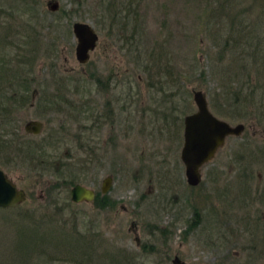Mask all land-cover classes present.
Listing matches in <instances>:
<instances>
[{
	"label": "rangeland",
	"instance_id": "374dc122",
	"mask_svg": "<svg viewBox=\"0 0 264 264\" xmlns=\"http://www.w3.org/2000/svg\"><path fill=\"white\" fill-rule=\"evenodd\" d=\"M49 1L58 9L51 11ZM127 10H136L138 17L129 21L134 19L137 25L122 32L121 17ZM40 14L46 16L41 23L46 29L41 55L31 70L19 62L24 60V48H29L26 29ZM75 21L90 23L98 34L97 46L84 64L75 57ZM0 59V100L10 105L5 97L13 91L29 97L46 81V90L53 93L55 81L67 78V96L87 101L99 96L93 91L94 76L120 71L128 129V150L118 151L126 154L127 163L110 186L109 195L116 201L113 210L70 200L73 183L92 182L100 191L109 171L102 166L96 165L93 173L85 167L79 170L57 200L55 195L49 199L46 191L56 182L53 173L35 176L25 166L14 170L0 164L27 192L19 206L0 208V264H107L111 256L114 264H173L175 255L186 264H264V205L253 200L264 187V0H0ZM23 80L29 89L18 88ZM9 81L15 86L8 87ZM195 90L206 94L214 115L232 125L243 123L245 129L226 139L202 167L200 184L191 189L185 180L167 179L174 161L176 177L182 176L178 166L183 119L196 111ZM14 111L10 115L0 111L2 140H8L11 122L20 130L40 117L38 108ZM46 118L54 126L56 114L50 112ZM78 120V128L88 124L87 112H79ZM51 125L31 138L41 143ZM48 154L56 156V149ZM78 157L87 159V152ZM219 175L220 182L212 181ZM91 176L97 180H87ZM236 192L251 196L236 201L232 197ZM184 199L203 212L204 220L194 229L183 220ZM54 200L63 209L54 210ZM34 220L40 223L38 233L46 230L47 222L63 225L74 238L93 246L85 251L92 256L50 263L45 256L20 255L22 250L12 245L27 239L21 229H32Z\"/></svg>",
	"mask_w": 264,
	"mask_h": 264
},
{
	"label": "flooded vegetation",
	"instance_id": "af4514ba",
	"mask_svg": "<svg viewBox=\"0 0 264 264\" xmlns=\"http://www.w3.org/2000/svg\"><path fill=\"white\" fill-rule=\"evenodd\" d=\"M17 72L19 73L20 70L17 69ZM68 79L69 78H67V80L55 81L53 93H49L48 90H46V81H44V87L41 86L40 91L38 88H33V90H31V96L29 97L25 96L24 92L22 95L18 96V92L13 91L12 97H5L7 100L12 101L11 105L9 103L3 104L6 100H0V111H8L9 115L10 113L16 112L17 110L14 111V109L18 108H38L40 117L38 119H31L27 123L38 121L42 124L41 131L35 134L26 129L27 123L23 125L22 129L18 130L16 128L17 126L15 127L14 123L12 125L11 122L8 130V140H2V137H0V164L11 166L14 170H18L21 166H25L28 169L27 171L35 174V176L51 172L53 173L52 178H54V180H68V182L76 179L74 175H77L79 170L88 169L90 173H93L95 166L98 165L104 167V169H109L105 177L109 176L111 180H114L116 178L115 176L121 172V169L127 163L126 154L118 153V151L124 150V148L125 152L128 150V147L126 149V138L128 135L126 92L122 87L121 72L111 69L101 77L94 76L92 83L96 88H94L93 91H95V93L97 92L99 96L94 97L93 95V97L89 98L87 101L85 99H74L71 96H67L70 83ZM27 83L29 84L27 80H23L22 86L18 88L24 87L26 90L29 89L30 86ZM7 86H15V82L9 81ZM37 100L39 103L37 104L38 106H35ZM15 104L17 105L14 106ZM85 111L87 112V120L89 123L85 124V126L83 125V128H78L79 112L84 113ZM50 112H54L57 116L56 122L53 123L54 126L51 125L52 119L46 118ZM43 118H45V120ZM49 124L51 127L46 137L40 140L41 143H36L31 137H36L41 134L47 129L46 127ZM171 136H174V132ZM48 148L49 150L56 149V156L48 154ZM60 151L61 154L59 155ZM80 152H87V159H80L78 157ZM179 163L178 167L181 168L182 176L176 177L178 171L176 167H172L176 165L174 161L170 163L167 180L186 181L185 167L181 160V150ZM87 165L88 167H86ZM83 167L85 168L83 169ZM0 169L4 171L8 178L13 181L15 180L10 177L4 169L1 167ZM231 173L236 175L235 169H232ZM156 178L157 180H161L158 177ZM222 179L223 178L219 175L212 181L217 183ZM87 180L97 179L95 176H91L90 179ZM149 180H152V178H149ZM238 180H240V178H238L237 181ZM91 183L86 187L91 188L95 195L94 199L87 203L95 205V201L98 200V206L102 207L100 209L113 210L116 206V201L109 195L110 188L107 192L102 193L101 188L100 191H96ZM74 184L76 183H73L72 186ZM198 185L191 186L188 184L191 189L196 188ZM250 196V193L247 194L246 192H236L232 195V197H235L234 199L236 201L240 202H242L241 200L245 201L249 199ZM258 196L259 198L257 197L253 200H258L261 205H264V187ZM174 197L175 202L179 201V196L177 194H175ZM184 201H186V203L183 206L184 213L182 217L187 226L189 227L190 223L196 217L199 218L200 224L202 220H204L202 210L195 206L188 205L187 199H184ZM175 202L173 206L176 205ZM110 203H113V206H111ZM250 205L251 203H244L242 206ZM175 217L179 218L180 215L176 214ZM261 219L264 225V213ZM237 220L239 224L240 218Z\"/></svg>",
	"mask_w": 264,
	"mask_h": 264
},
{
	"label": "water",
	"instance_id": "95a60500",
	"mask_svg": "<svg viewBox=\"0 0 264 264\" xmlns=\"http://www.w3.org/2000/svg\"><path fill=\"white\" fill-rule=\"evenodd\" d=\"M51 11L58 9V4L49 1ZM72 32L76 39L75 57L78 63L84 64L90 58V53L95 49L98 34L94 27L86 21L72 23ZM35 96V95H34ZM193 101L196 111L187 114L183 119V144L181 160L185 167L186 182L196 186L202 179V167L212 160L217 150L222 147L229 136H239L245 126L243 123L235 125L214 115L208 105L206 94L202 90L193 92ZM26 129L37 134L42 129L38 121L26 124ZM112 180L107 176L101 184V192L109 190ZM94 191L80 183L74 184L70 189V200L74 203L91 202ZM27 199L24 189L0 169V208H13L22 204ZM173 264H186L177 255L172 259Z\"/></svg>",
	"mask_w": 264,
	"mask_h": 264
},
{
	"label": "trees",
	"instance_id": "16d2710c",
	"mask_svg": "<svg viewBox=\"0 0 264 264\" xmlns=\"http://www.w3.org/2000/svg\"><path fill=\"white\" fill-rule=\"evenodd\" d=\"M128 6H125L124 8H128L131 6V3L127 4ZM31 10L33 11V6L30 7ZM130 9V8H129ZM117 15V14H116ZM129 17H134L137 18V12L136 10H134L132 13L129 12V10H127L126 13H124L122 15V28L121 31L124 32L126 31V28L130 25H132V27L135 29L136 25H137V21H135L133 19V21H129ZM36 18V22L34 26H28V28L26 29V35L29 37V48H24L26 49L25 52L23 53L22 57L24 58V60H21L19 63L20 65H29V67L32 68L31 66H33L36 58L38 56L41 55V50L43 47V36L44 31L46 29V26H44V24L42 25V20H46V16L44 17V15L42 16V14H40V16H34L33 19ZM53 22V21H52ZM52 25V24H51ZM50 25V27H51ZM49 30V29H48ZM241 32L239 31V37L241 36ZM26 35H24V39L26 40ZM131 40V38H130ZM25 43V42H24ZM26 45V44H25ZM23 46V45H22ZM43 54L45 53V50L42 51ZM0 63H3V60L0 59ZM3 67H0V70H2ZM30 71V69H29ZM11 72V69H10ZM17 72V69H16ZM33 90V89H32ZM10 97H12V95H10ZM70 182H68V180H56V182L49 184L46 188L47 191V195L49 196V199L55 195V197H57L58 200V193L64 188L66 187V185L68 186ZM57 200H54L52 202L53 207H55L54 210H60L63 209L61 206L58 205ZM98 200L95 201V207L97 208H102L100 206H98ZM74 203V202H72ZM76 204V203H74ZM111 206H113V203H110ZM19 206V205H17ZM16 206V207H17ZM14 208V207H13ZM27 210H24L23 213H26ZM33 216V215H32ZM35 220L32 222L34 224V227H32V229H28L25 227L24 229L22 228V231H26L27 234L25 235L27 238L26 240L24 239L23 242H19V243H14V246L12 245V247H14L15 249L18 248L17 250L20 251L22 250L20 255H24L25 252H27V256L29 255V257L35 258L33 257V255L39 257L45 256L47 259H49L50 263L51 262H56V261H63L65 259L69 260H75L78 259L80 257L82 260H84V256L87 257V259H90V257L92 256L91 253H87L85 251H89L93 249V246H89L90 244H87L85 242H83V239H78V238H74L72 234H69V232L67 233V230L62 227L63 225L59 224V223H51V222H47L50 223L46 226V230L43 232L41 231L40 233L37 232V230L39 229V222L38 224H36ZM21 223H24V220H22ZM21 223L19 222L17 224L21 225ZM46 223L45 221L42 222V224ZM199 225V218L196 217L189 225V227L191 229H194L195 227H197ZM15 229L19 230L20 226H18V228L16 227ZM23 236V234H21V237ZM20 237V238H21ZM19 238V239H20ZM83 240V241H81ZM22 243V244H21ZM24 243V244H23ZM78 244H80L81 246H79ZM16 245V246H15ZM146 245L142 246V248H145ZM111 252V251H110ZM11 255V252L9 253ZM123 255V254H122ZM69 257V258H67ZM112 257V256H111ZM108 257L109 259H107L105 261V263L107 264H114V258L112 257ZM60 259V260H59ZM37 260V259H36ZM72 261V262H73ZM54 262V263H55ZM90 261H87V263ZM10 264H14L12 261H10Z\"/></svg>",
	"mask_w": 264,
	"mask_h": 264
}]
</instances>
